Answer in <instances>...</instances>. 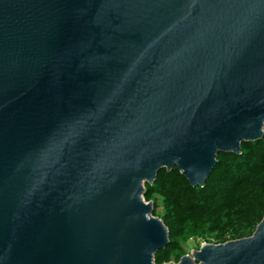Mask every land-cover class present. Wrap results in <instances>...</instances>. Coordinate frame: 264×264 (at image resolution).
<instances>
[{
  "label": "water",
  "instance_id": "1",
  "mask_svg": "<svg viewBox=\"0 0 264 264\" xmlns=\"http://www.w3.org/2000/svg\"><path fill=\"white\" fill-rule=\"evenodd\" d=\"M263 138L264 0H0V264H156L145 185ZM195 257L264 264V218Z\"/></svg>",
  "mask_w": 264,
  "mask_h": 264
},
{
  "label": "trees",
  "instance_id": "2",
  "mask_svg": "<svg viewBox=\"0 0 264 264\" xmlns=\"http://www.w3.org/2000/svg\"><path fill=\"white\" fill-rule=\"evenodd\" d=\"M218 161L204 187H192L176 167L171 171L163 169L158 173L159 175L166 170L167 175L172 178L169 182L171 187L168 189L172 205L186 214L187 218L178 217L177 223H182L184 218L199 220L209 217L210 221L217 223L222 218L230 221L231 218L238 217L252 224L263 218L264 138L242 143L241 155L220 153ZM146 185L150 187V184ZM151 193L152 190L148 189L145 195L149 196ZM166 226L169 230L173 229L171 226L169 228V225ZM243 237L242 233H238L237 238ZM218 239L220 240V237Z\"/></svg>",
  "mask_w": 264,
  "mask_h": 264
},
{
  "label": "rangeland",
  "instance_id": "3",
  "mask_svg": "<svg viewBox=\"0 0 264 264\" xmlns=\"http://www.w3.org/2000/svg\"><path fill=\"white\" fill-rule=\"evenodd\" d=\"M248 149L250 150V147ZM248 149L246 152L249 151ZM167 174V171L164 170L158 175L155 184L153 183L150 187L145 185V190H152V193L149 196L145 195L144 198L147 203L154 205L153 217L162 220L165 225H169V228L170 226L173 228L169 230L170 244L155 255L156 264H180L185 257L195 260V253L206 245H223L250 238L264 218L263 216L261 220H256L252 224L250 221L238 217L231 218L230 221L232 222L222 218L217 223L210 221L209 217L207 219L187 220L186 214L172 205L173 201L168 192L171 187L169 182L172 178ZM178 217L186 218L183 219L182 223H177ZM238 233H242L244 237L242 239L237 238Z\"/></svg>",
  "mask_w": 264,
  "mask_h": 264
}]
</instances>
